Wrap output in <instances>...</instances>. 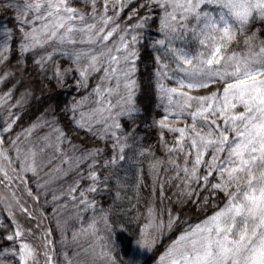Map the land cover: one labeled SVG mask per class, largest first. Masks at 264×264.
Listing matches in <instances>:
<instances>
[{
    "label": "snow or ice",
    "instance_id": "obj_1",
    "mask_svg": "<svg viewBox=\"0 0 264 264\" xmlns=\"http://www.w3.org/2000/svg\"><path fill=\"white\" fill-rule=\"evenodd\" d=\"M0 13V264H264V0H0ZM36 80L46 107L23 127ZM67 89L81 95L61 105ZM68 180L49 216L41 194ZM165 232L178 235L160 253Z\"/></svg>",
    "mask_w": 264,
    "mask_h": 264
},
{
    "label": "trees",
    "instance_id": "obj_2",
    "mask_svg": "<svg viewBox=\"0 0 264 264\" xmlns=\"http://www.w3.org/2000/svg\"><path fill=\"white\" fill-rule=\"evenodd\" d=\"M7 21H8V17L4 16L3 13H0V24H3ZM152 34L155 35L156 33L153 32ZM64 63L67 64V63H69V61H64ZM17 79H24L25 81H29V77L22 76V75H18ZM91 83L94 84L95 81H91ZM30 86L33 88L36 98L29 99L28 102L25 104V107L21 110L23 113V118L20 121V123L23 127H27L30 122L34 121L37 117H39L41 115V113L44 111V108L46 107V100H47V95H48L47 90L43 89L41 87L39 80L30 82ZM0 87H2V86H0ZM22 91H24L23 87H21L20 90L16 93V98H19L20 92H22ZM89 91H91V89H89ZM80 95H81V93L75 91L74 89H67V90L60 91L57 99L61 103V105H63L65 103H71L74 98L79 99ZM141 99L143 100V98H141ZM145 103H147L149 110H152L153 103L151 101H146ZM157 111L160 113H163L162 108L157 109ZM49 119H51V117H49ZM67 119L68 118L66 115H64L63 113H60L61 125L67 126ZM85 135L86 134L83 131L80 132V136L82 138L85 137ZM157 135L158 134L156 132L150 133L151 142L154 143L156 141ZM167 139L171 142V139H172L171 134H169L167 136ZM157 155L163 156V152H157ZM143 168L145 171V179H144V186L142 188V198L147 199L148 193L150 191V185L152 184V178L147 175V170H148L147 162H145L143 164ZM135 172H136L135 167L128 170V178H129L130 185L135 182ZM123 174L124 173L122 172L121 175H123ZM161 176L163 178V173H161ZM70 182H71L70 180L65 181L66 184H64L62 186V188L66 189L67 184ZM166 188H167V194L168 195H171L173 192L176 191L175 188H172L170 186H166ZM127 195L131 199V203H136L135 191L131 186H129V188L127 190ZM143 199L141 200V203L138 205V207L142 211L146 212V207L143 203ZM102 203H104L106 205V203H107L106 198L102 200ZM157 203H158V200H157ZM165 203H167V201H165ZM121 204H122L123 208L129 207V201L128 200L122 201ZM67 211L71 212L70 210H67ZM66 214H67V212H65V215ZM207 214H211V209L208 210ZM203 218H204V215H197L195 213L190 214L189 216L186 217L187 223L184 226L187 227L189 225H194L196 223H199L200 220ZM70 222L72 224L70 226L73 227L74 229H76L77 228L76 223H73L72 221H70ZM47 223H49V221ZM132 227L135 228L136 225L133 224ZM176 235H178V233H176V232H173V233L165 232L164 236L159 241L158 252L162 253L165 246L168 245L171 242V240L175 238ZM119 240L121 243V247L124 248L126 251L130 252L131 246L128 243L127 233L121 234L119 236ZM155 259H158V256L153 257V255L151 253H147L145 255V258L143 259V264H153Z\"/></svg>",
    "mask_w": 264,
    "mask_h": 264
},
{
    "label": "rangeland",
    "instance_id": "obj_3",
    "mask_svg": "<svg viewBox=\"0 0 264 264\" xmlns=\"http://www.w3.org/2000/svg\"><path fill=\"white\" fill-rule=\"evenodd\" d=\"M211 10L214 12V14H218L219 13V9L218 8L213 7ZM3 115H4L3 114V111L0 110V116H3ZM17 131H20V129H18ZM49 131H50V129L45 128L43 131L39 132V135L40 136H43L44 134H46ZM65 149L67 150V145H65ZM51 155H52V153L51 152H48V153H46L45 158H47L48 156H51ZM57 163H58V161H57ZM64 184H66L65 181H56V182H53L50 185L49 189L47 190V193L46 194L45 193H42L41 194V203L44 204L45 200H47L49 202V204L46 205V207H48V209H49V211L47 213L49 216H51V211H50L51 203L50 202L52 201V193H56L57 195H59L60 194V189L62 188V186ZM32 186H33V188H35V183H33ZM61 203H67L68 204V208L65 211V212H67V214L64 215V218L65 219H69L73 215V207H72L71 201L68 200L67 198H65L63 201H61ZM67 210H70L71 212H68ZM90 214L91 213H87L85 215L86 216H89ZM70 221L71 220H69V237L71 236V231L74 230V228L70 226V225H72ZM47 222L48 221H45L46 224H47ZM51 225L53 227H55L54 223H52ZM76 226L78 228L79 227V224H76ZM146 254L147 253H143L142 254L143 259L145 258V255Z\"/></svg>",
    "mask_w": 264,
    "mask_h": 264
}]
</instances>
